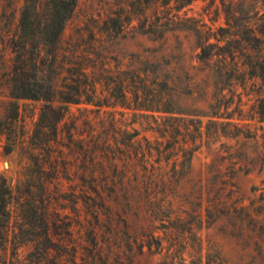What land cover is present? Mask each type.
<instances>
[{
    "label": "rangeland",
    "instance_id": "1",
    "mask_svg": "<svg viewBox=\"0 0 264 264\" xmlns=\"http://www.w3.org/2000/svg\"><path fill=\"white\" fill-rule=\"evenodd\" d=\"M22 5L23 0H0V177L7 180L14 198L23 188L21 182L33 181L27 143L43 106V102L12 99L8 87L12 54L4 34L10 21L18 20ZM146 10L145 0H78L60 40L59 59L64 70L59 85H63L71 63L81 64L89 77L95 73L102 80L97 90L103 96L109 95L108 85L114 88V80L120 74L124 78L134 68L154 72L151 76L158 84L169 82L166 94L173 96L175 112L201 117L203 145L194 154L186 177L177 185L159 184L153 193L156 196H148L142 188L144 202L134 201L132 211L126 215L122 214V207L113 203L109 191L103 195L105 201L90 191L100 213L96 216L79 195V180L62 179L60 193L52 186L49 228L53 249L41 264H161L166 260L176 264L183 260L264 264V123L255 108L260 81L245 74L240 77V18L246 17L255 26L261 24L264 0H198L180 12L182 17L186 15L203 26L210 43L222 47L214 50L209 62L199 60V42L190 31L174 30L163 38L143 34L139 27ZM162 18L163 14L157 13L151 21L160 25ZM217 54H226L228 63H222L223 57ZM160 116L155 114L159 122ZM183 118L193 119L187 115ZM112 122L115 133L110 128ZM74 123L85 137L89 129L98 138L110 132V144L131 154L139 147H147L144 139L152 144L159 141L163 147L170 144L169 139L160 138L154 131L156 123L151 117L134 116L120 106L97 109L92 105H70L59 125L63 146L69 143ZM190 128L194 129L192 125ZM133 130L139 135L131 141L128 139ZM17 142L22 144L15 145ZM8 146L13 152L5 155ZM141 156L140 153L137 158ZM156 158L151 162L158 167ZM137 164L141 170V164ZM161 166L172 174V163L162 162ZM77 169L75 165L72 172ZM73 194L75 203L71 201ZM152 199L156 201L151 203ZM15 202L10 206L11 231L23 238L26 232L43 236L39 215L44 205L38 201L31 211ZM155 207L166 213L151 217ZM108 210L113 212L111 216ZM25 213L34 219V226L27 225ZM148 232L163 241V250L153 240L149 251ZM34 250L31 243L20 247L14 264H39Z\"/></svg>",
    "mask_w": 264,
    "mask_h": 264
},
{
    "label": "trees",
    "instance_id": "2",
    "mask_svg": "<svg viewBox=\"0 0 264 264\" xmlns=\"http://www.w3.org/2000/svg\"><path fill=\"white\" fill-rule=\"evenodd\" d=\"M11 1L16 2V0ZM77 1L23 0L18 20L10 21L9 27L5 30L4 38L12 54V65L7 80L11 98L17 101L43 102V106L27 143L32 183L21 182L23 188L18 189V195L14 198V192L7 180L0 177V264H14L15 259L18 260L20 247L29 243L35 247L37 259H40L39 264L50 257L53 249L49 228L51 219L49 205L53 201L51 187L54 186L57 193H60L62 179L73 181L77 179L81 182L82 190L79 195L94 215L99 216L100 213L98 208H95V199L92 198L90 191L102 201H105L103 196L105 191H109L113 203L122 207V214L126 215L132 211L134 201L139 204L144 202L142 188L149 194L148 196H156L157 194L153 193H156L155 189L159 184L177 185L186 177L194 154L203 145L205 133L201 117L175 112L172 108L173 96L166 94L170 90L169 82L166 80L158 84L155 77L151 76L154 72L148 70L142 72L134 68L126 72L124 78L123 74H120L114 80V88H109L108 85L109 95L103 96V92L98 93L97 90L102 80H98L95 73L89 77L86 68L81 64L71 63L72 66L66 70L68 75L63 85H59V78L64 70L59 59L60 40L66 24L73 16ZM145 1L147 4V10L143 14L145 19L139 27L143 34L163 38L167 32L174 30L190 31L199 42L198 57L201 62H209L215 55L214 50L222 49L219 45L210 43L211 38L206 36L207 33L202 30L203 26L197 21L187 18L186 15L185 17L180 15L183 9L198 0ZM154 6L163 8L162 12L157 8L153 9ZM173 11L176 13L174 14ZM157 13L163 14L164 21L160 25L151 21L152 16ZM246 19V17L240 18V77L245 74L243 76L260 81L261 92L255 108L260 122L264 123V15L261 19L262 23L256 26ZM188 23L193 26H187ZM217 55L223 57L222 63H228L226 54ZM231 57L235 63L236 59L232 54ZM234 65L238 67V64ZM111 99L118 100L112 103ZM73 104L92 105L97 109H116L120 106L131 111L134 116L151 117L156 123L154 131L160 138L169 139L170 144L163 147V143L159 141L152 144L148 139H144L147 147L145 149L139 147L135 149L136 153L131 154L119 146L113 147L110 144L108 138L110 132L98 138L93 136L95 131L89 129L85 137L74 123V130L69 135V143L63 146L60 142L59 125L68 115L69 106ZM155 114L161 115L160 122ZM184 115L192 116L193 119L183 118ZM222 117L218 116L219 119ZM5 118L7 120V113ZM226 119L232 118L227 116ZM213 123L209 122V124ZM190 125L194 127L193 130ZM215 125L223 126L218 123ZM227 125L236 126L233 122H227ZM114 126L112 122L110 126L112 133L116 131ZM138 135L133 130L128 140L132 141ZM208 135H210L209 128L206 132V136ZM18 143L22 144L21 142L14 144ZM60 145L65 148H61ZM12 152L11 146L6 147L5 155ZM140 153L142 156L138 159ZM70 155L72 158H69ZM155 156L158 167L151 162ZM162 162L174 165L171 175L162 168ZM137 163L141 164V170L137 168ZM75 165L78 169L72 172V167ZM34 189H40V192L37 194ZM75 196L76 194H73L71 199L74 203ZM13 200L22 207L25 205L31 208V211L33 204L38 201L44 205L39 215V221L45 230L43 236L26 232L23 238L17 232L11 231L10 206ZM154 201L156 200H150L151 203ZM121 211L117 210V214ZM135 212L138 214L141 211ZM165 213L162 208L155 207V210L150 212V216L158 218ZM112 214L113 212L110 211L108 215ZM25 216L27 225L34 226V219L29 214L25 213ZM147 238L149 251L153 249V240L157 242V248L163 250L161 239L155 238L151 232H148ZM11 248L13 252L10 254ZM161 264L176 263L166 260ZM179 264L202 263L183 260Z\"/></svg>",
    "mask_w": 264,
    "mask_h": 264
}]
</instances>
